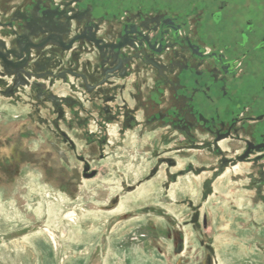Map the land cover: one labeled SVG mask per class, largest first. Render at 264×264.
Segmentation results:
<instances>
[{
  "label": "rangeland",
  "instance_id": "374dc122",
  "mask_svg": "<svg viewBox=\"0 0 264 264\" xmlns=\"http://www.w3.org/2000/svg\"><path fill=\"white\" fill-rule=\"evenodd\" d=\"M42 62L0 58V264H264V159Z\"/></svg>",
  "mask_w": 264,
  "mask_h": 264
},
{
  "label": "flooded vegetation",
  "instance_id": "af4514ba",
  "mask_svg": "<svg viewBox=\"0 0 264 264\" xmlns=\"http://www.w3.org/2000/svg\"><path fill=\"white\" fill-rule=\"evenodd\" d=\"M29 1L0 0L5 69L60 62L65 86L108 104L123 88L143 121L186 117L264 159V0Z\"/></svg>",
  "mask_w": 264,
  "mask_h": 264
}]
</instances>
